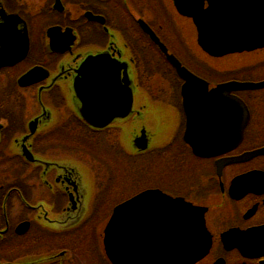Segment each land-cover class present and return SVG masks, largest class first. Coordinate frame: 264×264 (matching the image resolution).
<instances>
[{"label": "flooded vegetation", "instance_id": "obj_1", "mask_svg": "<svg viewBox=\"0 0 264 264\" xmlns=\"http://www.w3.org/2000/svg\"><path fill=\"white\" fill-rule=\"evenodd\" d=\"M245 5L247 18L238 26L237 20L234 29L253 48L216 57L201 52L216 62L211 71L199 63L197 71L214 79L195 73L210 88L227 81L263 85L222 96H235L245 107L221 104V96L211 99L212 121L198 137L223 145L205 156L186 140L180 79L158 44L186 65L175 49L186 44L179 23L184 20L200 49L192 19L173 0H0V264H112L104 247L112 210L153 189L203 208L210 247L193 264H264V0ZM198 6L205 10L209 3L202 0ZM227 10L230 16L236 11ZM239 57L254 62L244 65ZM229 59L232 66L220 69ZM83 62L89 66L88 109L110 110L101 117L110 121L99 128L84 116L74 89ZM258 68L260 75L254 74ZM117 74L119 81L126 78L122 88L114 81ZM154 75L173 82L171 102L158 100L139 84ZM97 79L108 83L91 94ZM128 90L130 112L111 115L121 110ZM144 121L151 128L161 122L172 128L171 134L154 138ZM95 137L104 151L122 157L93 153L86 144ZM256 151L261 153L250 155ZM161 156L165 168L179 175L168 181L169 187L153 176ZM140 176L156 183L139 186ZM147 205L161 208L159 202ZM101 208L107 209L100 213ZM138 212H147L148 237L154 241L144 246L135 240L127 259L162 264L153 251L164 245L165 227L156 224L155 211L135 210L136 218ZM182 230L197 239L196 226L184 224Z\"/></svg>", "mask_w": 264, "mask_h": 264}, {"label": "water", "instance_id": "obj_2", "mask_svg": "<svg viewBox=\"0 0 264 264\" xmlns=\"http://www.w3.org/2000/svg\"><path fill=\"white\" fill-rule=\"evenodd\" d=\"M201 1L202 0H173L177 10L183 15L191 17L196 24L198 30V41L207 53L211 55H217L253 48V46H245L241 44L237 45L236 42H239V40L243 38H240V32H236L238 29H234V27H236L237 20L238 26L240 21L242 22L247 18V12L245 9V2L247 0H207L209 6L205 10H202L201 7L198 6ZM253 1L255 0H250L251 3ZM212 4H214L213 7H215L216 10L210 7ZM232 7H234L236 11H234V14L230 16L227 9ZM148 32L152 34L150 31ZM151 36H153V34ZM216 39L218 43L214 46L213 41ZM155 41L158 42L157 40ZM263 43L264 42H262L260 45ZM158 44L160 49L167 56V59L176 69L178 75L184 80V84L182 85L181 89L184 102V111L187 117V132H194V123L197 119V117L194 116L196 112L210 114L211 111H213L212 108L215 106V103H212L211 99L215 96H221L220 100H223V103L221 102V104H232L237 107H242L243 104L238 98L231 97L227 99L226 97L222 96L228 95L233 90L258 88L263 85L250 84L246 82H230L218 85L216 88L208 91V85L205 81L196 77L186 68L181 66V64L172 55L167 54V51L162 44L159 42ZM231 45H234V47ZM101 56L102 55H99L97 57ZM92 63L99 64L98 62ZM92 63H88V65H94ZM88 69L89 66H86V63L83 62L80 64L79 68L76 70L77 74L74 79V89L76 96L80 100L81 109L86 114L84 115L86 119L87 117L90 118L92 123H94L96 126H99L102 125V123H106L104 121L110 120V118H107V120L106 118H101L105 114L109 113L110 110L95 112V110H93L94 108L92 110L88 109L87 97L89 96L90 92L85 87L86 81H89ZM118 76V74L117 76L115 75L116 79L114 81L117 84V88H122L120 82L125 83L126 78H124V81H119ZM95 82H99V84L103 86L107 81L101 80L100 82L97 79ZM99 84H97L95 89L101 87ZM196 89L203 90V93L198 95L195 91ZM131 104L132 96L130 90H128V94L125 95V100L121 110H115L113 112L111 111V115L123 116L128 114L130 112ZM97 117L100 119L96 120ZM191 144L196 150L203 148L202 144L196 142L195 138H192ZM213 146L215 147L220 145L216 143L213 144ZM256 153H261V151ZM253 154L255 153H251L250 155ZM147 202H152L154 204L159 202L162 205H165V208H163L164 210L170 211V216L168 219H166V223L170 222V225L168 226L167 224V230L164 236L165 238L162 240V243L165 246L160 245L154 247L153 252L156 258L159 259L164 257L167 264H191L205 254L209 247V241L207 242V238H202L200 240L196 239L194 242H192L189 240V237L184 238L180 232L181 218L184 215L188 216L189 220L192 221L194 225L200 223L203 228V211L198 208L190 207V205L183 202L181 198H171L162 194L160 191L153 190L145 191L131 200L119 205L113 210V215L105 228L104 237L105 250L113 264H134L127 258L131 255L132 244L135 243V240L137 242H144V246H148V243L154 241V239L152 240L148 237L149 232L151 231L147 229V226L144 222L145 214L138 212V221H136L137 218L132 213L135 212V210H159L153 206H148ZM145 206H147V208H145ZM180 210L182 211V214H180ZM122 217L125 219L127 218L125 222L121 220ZM132 218H135L133 224ZM157 231L158 230H156V232ZM182 239L184 240L183 242L185 245L184 250H182ZM223 240L224 243L225 241L228 242L225 237ZM144 264H148V259L144 261Z\"/></svg>", "mask_w": 264, "mask_h": 264}, {"label": "rangeland", "instance_id": "obj_3", "mask_svg": "<svg viewBox=\"0 0 264 264\" xmlns=\"http://www.w3.org/2000/svg\"><path fill=\"white\" fill-rule=\"evenodd\" d=\"M33 4H37V3H33ZM179 23L182 24L181 26L184 30V32H182V40L184 39L186 41L187 45L185 44V46H182L180 48L177 46L175 47V45H174L176 51L178 53H181L180 55L182 56L186 65L189 66L191 69H193V68L196 69L197 65L199 63H203L204 66L209 71H211L212 67L210 65H213L214 60H212V59L206 57L204 54H202L203 52L196 45L195 35H194L195 33H194L192 26L189 24L188 21H184V20H182V22L179 20ZM164 34L166 36H168V35L170 36L171 33L169 32V30L167 28H165ZM239 58L241 59V62L244 63V65L254 62V61L248 60L245 57H239ZM231 61H233V60L229 59L226 62L220 64L221 65L220 69L230 68L232 66V63L230 65H228V64ZM214 62H216V61H214ZM226 65H228V66H226ZM199 71L201 73H199V72L198 73L201 74L202 76H204L206 78L208 76L210 79L213 78L212 77L213 74H211L205 70H199ZM221 71L223 72L224 70H221ZM224 72H227V71H224ZM260 73H262V71L259 70V68L254 71V74H256V75H260ZM139 84L141 85L142 88L149 90V94L152 95L153 97H156L158 100H163L165 102H171L172 97H173V93L175 90L173 82L171 80H164L162 78H159V75L158 76L154 75V76L149 77L148 79L140 80ZM155 104L159 105V103H157V102H155ZM146 121H147V118H146ZM146 121H144L143 124L147 125V127L149 128L150 134L153 135L154 138L160 137L159 139L161 140L165 137V134L166 135L171 134V130H172L171 127L163 126L161 122H157L156 126L151 128L150 126H148ZM133 125L134 124H132L131 127H133ZM99 141H100V137H95L93 139H90L89 142L86 144V147L89 149L91 148V151L95 154L106 153L105 157H107V158H109L110 156H113L114 158H116L117 155L119 158L122 157L121 154H118V153L113 154L109 150L104 151V149H102L100 143H94V142H99ZM125 143H127V141ZM152 143L154 145L159 144V143H157V140H154V142H152ZM175 146H177V145H174L173 147H175ZM159 154H162V153H159ZM167 155H169V153H167ZM165 158L166 157L161 156V160L159 159L157 164H156V160L154 161V163L156 164V167L159 169V173L155 174L153 176L156 177V180L160 186L169 187L170 185H169L168 181H170V179L177 181L179 175H177V170L170 169V167L167 169L165 168V162H166ZM74 164L81 170V172H83L84 167H83L82 163L75 160ZM138 180H139V182H138L139 186H143L144 184L145 185H151V184L156 183L153 178H148V177L146 178L144 176H140L138 178ZM123 191H125V190H123ZM106 209L107 208H101L100 213H103V211Z\"/></svg>", "mask_w": 264, "mask_h": 264}]
</instances>
